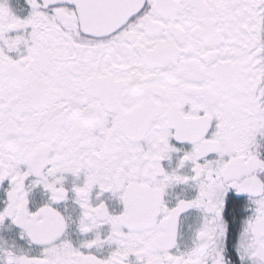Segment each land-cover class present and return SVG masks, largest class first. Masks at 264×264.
Listing matches in <instances>:
<instances>
[{
	"label": "snow or ice",
	"instance_id": "1",
	"mask_svg": "<svg viewBox=\"0 0 264 264\" xmlns=\"http://www.w3.org/2000/svg\"><path fill=\"white\" fill-rule=\"evenodd\" d=\"M0 264H264V0H0Z\"/></svg>",
	"mask_w": 264,
	"mask_h": 264
}]
</instances>
